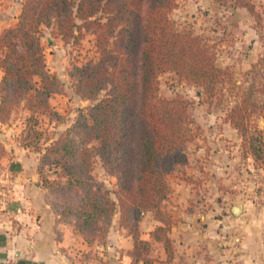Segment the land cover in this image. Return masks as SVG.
I'll use <instances>...</instances> for the list:
<instances>
[{"label":"trees","instance_id":"16d2710c","mask_svg":"<svg viewBox=\"0 0 264 264\" xmlns=\"http://www.w3.org/2000/svg\"><path fill=\"white\" fill-rule=\"evenodd\" d=\"M177 1L25 0L16 23L0 33V122L23 105L28 117L18 143L40 154L38 181L52 212L72 224L88 244H102L118 215L119 227L132 242L126 253L129 264H189L169 237L172 220L165 203L168 176L178 174L190 182L182 167L191 142V104L180 95L163 98L161 75H174L210 98L217 85L228 86L237 101L223 121L240 138L242 157H251L264 174V137L250 126L264 112V61L253 63L238 85L228 70L215 65V50L207 39L175 28L169 14ZM214 1L259 19L249 0ZM76 21L91 22L100 31L98 58L69 73L74 94L92 104L78 112L65 133L39 148L46 140L39 143L43 134L38 115L58 118L49 99L63 91L47 69L40 31L42 26L53 28L64 40ZM251 130L258 136H247ZM3 153L0 145V158ZM96 158L115 179V200L93 175ZM146 213L158 223L149 234L152 242L140 234ZM153 243L162 247L164 260L150 256ZM84 256L82 260L90 258Z\"/></svg>","mask_w":264,"mask_h":264},{"label":"rangeland","instance_id":"374dc122","mask_svg":"<svg viewBox=\"0 0 264 264\" xmlns=\"http://www.w3.org/2000/svg\"><path fill=\"white\" fill-rule=\"evenodd\" d=\"M24 1L0 0V29L17 21ZM249 1L259 14V19L247 12L233 10L228 2L218 3L214 0H178L176 7L169 14V19L179 32L201 36L209 41L215 50V65L228 70L232 74L233 81L238 85L246 80L245 73L253 63L264 61V0ZM99 33L100 31L91 22L83 24L76 21L75 27L71 28V33L62 40L53 28L42 26L40 43L46 66L49 72L55 74L62 83L63 91L49 99V105L59 115L58 118L48 117L45 114L38 115L39 130L43 134L39 143L46 140L42 146L37 145L39 148L47 147L60 134L65 133L66 129L76 120L78 112L84 111L92 104V102L81 100L74 94L69 73L73 67L98 58L96 36ZM158 81L159 93L163 98L171 99L180 95L191 104L192 122L188 131L191 142L187 145L189 149L187 168L198 169L204 165L207 173L204 171L205 175L199 174V177L203 178L202 181L208 182L211 179L220 183L221 180L226 179L225 183L237 184L242 191L243 187H247V183H250V195L256 203L260 204V207H264V174H262L261 166L256 165L251 157H242L240 138L223 121L227 109L237 101L228 86L217 85L213 98H210L201 89L180 81L174 75H161ZM104 94L105 91L100 92L98 98L103 97ZM27 117L28 112L20 104L11 112L8 121L0 122L2 125L0 126V145L4 149L0 158V176L2 167L9 161L8 154L5 152V144L18 143L25 129ZM250 126L260 131L264 137V112L262 113V110L260 115L256 114L250 120ZM248 133L249 137L258 136V132L253 130ZM207 148L217 153L213 160L193 155L194 151ZM253 166L258 172L254 171L252 176L249 169H253ZM210 174L212 176H209ZM47 175L50 179H56L52 173H47ZM93 175L102 188L109 191L110 197L115 200L113 194L115 179L104 172L97 158L93 165ZM228 192L232 194V189ZM169 215L171 219H174L171 210ZM150 227V222L144 221L141 228L139 226L140 233H144ZM174 233L178 235L179 230L176 229ZM162 252V247L153 246L150 256L157 260H164L165 256ZM74 258L75 262H78L79 258L77 256ZM127 261L129 264L130 259L128 258Z\"/></svg>","mask_w":264,"mask_h":264},{"label":"crops","instance_id":"0c3cea01","mask_svg":"<svg viewBox=\"0 0 264 264\" xmlns=\"http://www.w3.org/2000/svg\"><path fill=\"white\" fill-rule=\"evenodd\" d=\"M5 150L9 161L0 176V264H128L126 253L132 242L119 227L118 215L102 244L86 243L72 224L61 222L52 212L38 181V154L18 143L5 144ZM216 154L207 148L193 155L213 160ZM188 159L187 148L182 170L190 182L178 174L167 179L170 196L165 206L174 215L169 237L176 253L184 254L189 264H264V207L250 195V183L242 191L226 179L202 181L199 174L207 173L204 165L188 169ZM254 171L258 172L249 169L252 176ZM237 204L241 212L234 216L232 207ZM144 221L151 227L140 233L141 238L152 242L149 234L158 223L150 213L140 228ZM84 255L90 258L82 260Z\"/></svg>","mask_w":264,"mask_h":264},{"label":"water","instance_id":"95a60500","mask_svg":"<svg viewBox=\"0 0 264 264\" xmlns=\"http://www.w3.org/2000/svg\"><path fill=\"white\" fill-rule=\"evenodd\" d=\"M217 66V65H216ZM218 67V66H217ZM241 212V204H237V205H234L233 207H232V214L234 215V216H237V215H239V213Z\"/></svg>","mask_w":264,"mask_h":264}]
</instances>
